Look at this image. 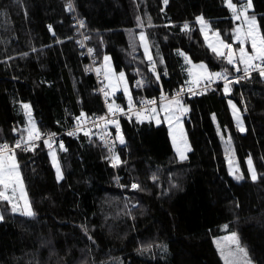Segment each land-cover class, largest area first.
Segmentation results:
<instances>
[{
	"label": "trees",
	"instance_id": "16d2710c",
	"mask_svg": "<svg viewBox=\"0 0 264 264\" xmlns=\"http://www.w3.org/2000/svg\"><path fill=\"white\" fill-rule=\"evenodd\" d=\"M72 1L98 61L107 57L116 73H125L134 97L187 83L182 54L214 72L236 73L226 56L208 47L197 21L202 17L238 49V22L224 0ZM66 2L0 0V144L25 141L17 132V104L31 105L39 138L63 131L82 114L103 113ZM241 2L233 0L237 7ZM248 15L264 36V0H251ZM135 70L143 92L133 88ZM227 84V93L219 84L182 99L190 144L185 160L177 159L166 124L127 118L120 121L124 143L116 170L92 134L53 145L60 179L44 141L16 149L34 215L13 213L0 200V264H223L213 237L227 233L237 235L251 261L264 264V77ZM116 99L127 103L122 93ZM225 136L242 179L229 171Z\"/></svg>",
	"mask_w": 264,
	"mask_h": 264
},
{
	"label": "rangeland",
	"instance_id": "374dc122",
	"mask_svg": "<svg viewBox=\"0 0 264 264\" xmlns=\"http://www.w3.org/2000/svg\"><path fill=\"white\" fill-rule=\"evenodd\" d=\"M224 2H225V0H224ZM225 4H226V2H225ZM250 9L251 8H249L248 11ZM230 11H231V14L233 16L232 9H230ZM249 17H251V16H249ZM203 21L205 22L206 26L202 25L201 22H199V21H198V26L200 28V31H201L204 39L207 36V39H205V42L208 45V47L211 44V45L216 46L220 52L225 53L226 51H228V49L224 48L223 45H221V43H220V40H222L221 36L219 35V38H218L214 34V33H218V32L212 31L209 24L204 19H203ZM236 21L238 22V25L236 26L235 30L237 28H240L241 33L246 32L247 31V25L244 24V17L242 16L240 20H236ZM256 24H257V22H256ZM202 27H203V31L201 30ZM257 27H258V24H257ZM258 34L261 35L260 31H259V27H258ZM143 36H144V39L142 40L141 35H140V42L142 44L144 54H145L147 59L152 60L151 59L150 44H149L148 40L146 39V36L144 34H143ZM234 36H235V31H234ZM233 40H234V43H237L235 41L234 37H233ZM244 46L246 48V51L251 52L250 42H247ZM239 47H240V44H239ZM232 48L236 49L233 46H232ZM182 55L184 57L183 58V60H184L183 66L186 69V74L188 77L186 82L188 84L198 83L199 80H201V81L205 80L203 77H206L208 75V73H216V72L210 70L205 64L193 63L188 58L187 55H184V54H182ZM236 56L237 57L239 56L238 52H236ZM226 59H227V57H226ZM201 64L206 66L205 70H202L199 68V65H201ZM101 65H102V68H103L105 75H106V82H107V87H108L110 96L113 97L114 99H116V95L118 93H122L124 98L129 102L132 99L133 95H132L130 84H129V81H128L126 74L124 73V76L120 77L119 73H116L113 70V67H112V64H111L109 58L104 59L101 62ZM240 65H242L243 69L245 68L244 64H239L240 70L242 68ZM155 66H156V64L152 60L151 68L155 67ZM152 71L154 73H156L153 69H152ZM212 78L214 79L216 77L213 76ZM226 85H227V90H225ZM226 85L224 86V91L227 93L228 89H229V85L228 84H226ZM179 100L181 102L180 105H177L174 102L175 100H173V101L172 100H165V101L161 102V105H159L158 107L157 106L153 107L156 109L155 112L150 110L148 113H138V114H135V118L137 119L138 122L153 121L156 125H159L161 123L166 124L168 129H169L171 141H172L177 159L185 160L187 158L188 152L190 150V144H189V141L187 138L186 128L184 125V117H186L188 108H187V106H185V104H183L182 99H179ZM24 104H28V103L16 105V111L22 117V125L18 128L17 132H19V135L21 136V138L24 139L26 142V141H29V132L31 131L33 136L35 137V135L38 133V130H37L36 122H35L33 114H32L31 105L28 104L29 108L25 109L23 107ZM228 104H229V107L231 109V113H232L233 117L235 118V120H238V113H237L236 107H233L234 103L229 101ZM222 141H223V147H224V152H225L226 160L228 163L229 171H230L231 175L236 178L238 176V173L240 172V169H239L238 161H237V158L235 155V149L233 146V142L230 139V137H228V136L222 137ZM49 148H50L49 154L51 156L52 164H53V166L56 170V173H57V167L60 169V165H59V161H58V158L56 155V150L53 146H49ZM180 153H183L185 158L182 159ZM13 159L16 162V164L18 165V162H17L15 156H13ZM251 166L252 165L250 163V168H251ZM60 176H61V169H60ZM18 177H19L18 180H16L13 184H9L7 189H3L2 186H0V190L5 191V194L9 195L11 202H8V201H6V202L10 205L11 210H12L13 206H15L17 208L16 212H13V211L12 212L17 213V214H21V211L26 209L28 206H30V208H31V203H30L29 197H28L27 192H26V188L24 185V181H23L19 166H18ZM116 183L118 184L117 181H116ZM121 187L123 188V185H121ZM13 189H14V191H13ZM131 189H134V188H131ZM122 190H124V188ZM128 209H130V207H128ZM31 210H32V208H31ZM0 216L3 217V214L1 211H0ZM3 219H4V217H3ZM3 219H0V221ZM233 234H235V233H227L224 235L213 237V243H214V245H215L222 261H223V264H255L253 261H251L249 259L247 253H246V256L243 253H238L237 243H236L238 241V237L236 234H235V236H233ZM238 243H239V241H238ZM239 246H240V248L244 249L240 244H239ZM244 251H245V249H244Z\"/></svg>",
	"mask_w": 264,
	"mask_h": 264
},
{
	"label": "built area",
	"instance_id": "2783aa9c",
	"mask_svg": "<svg viewBox=\"0 0 264 264\" xmlns=\"http://www.w3.org/2000/svg\"><path fill=\"white\" fill-rule=\"evenodd\" d=\"M69 3H71V10L68 7ZM65 11L72 15L74 19V25L77 27V29H75L77 35L76 41L82 53V56L86 60L85 70L87 74H90L94 77L96 85L95 93L100 97L103 107V113L101 115L94 114L90 116H79L63 131L52 132L44 138L32 139L30 143L21 141V148L32 147L35 142L40 140L44 142L47 141L48 143L46 144L49 146H53L55 144L61 145L64 142L65 138L78 139L82 135L92 134L96 137L101 147L106 151L109 165L116 170L121 161V158L117 153V148L122 145L120 143V139L123 138L120 128V121L122 119L127 118L136 120L135 114L148 113L151 109H153V107H158L159 105H161V102L165 100L173 101L176 99L186 98L194 99L206 93L209 89L213 88L216 85L227 84L229 83V81L235 82L236 77L245 76L243 69L239 72L236 71L233 76L226 75V80L211 78V81L208 83H206L205 80H199L198 83H186L174 89L161 86L157 96H147L144 94L135 97L133 96L129 102L123 104L122 102L111 97L109 94L105 72L102 68L101 63L97 59L95 48L90 44L89 37L86 34V20L78 16L72 0H68V2H66ZM153 70L158 74L156 66L153 67ZM165 73L166 72H163V75L167 76V73ZM256 74H259V69L253 70L249 68V75L245 76V78L241 80H249ZM135 75L136 77L133 88L136 90H143V88L145 87L143 78L140 76L138 71H135ZM189 89H191V91ZM177 93H179V96H177ZM110 121H115L116 123H111ZM4 144L7 143L4 142L0 145ZM15 144H7L9 148L5 150V156H8L9 152H15V150L18 149L14 147ZM116 181L118 182V184L116 183L117 186L122 189L121 177L117 176Z\"/></svg>",
	"mask_w": 264,
	"mask_h": 264
},
{
	"label": "snow or ice",
	"instance_id": "6c2138e0",
	"mask_svg": "<svg viewBox=\"0 0 264 264\" xmlns=\"http://www.w3.org/2000/svg\"><path fill=\"white\" fill-rule=\"evenodd\" d=\"M164 2L167 3V0H164ZM225 2L227 6L230 9H232L234 19L240 20L242 16L244 17V24L247 25V31L241 33L240 28H237L235 30L234 39L237 43L240 44V47L238 49H233L231 44H227L223 40H220V43L221 45H223L224 48L228 49L227 53L220 52L218 48L214 45L210 44L209 47L212 49V51L217 56H221V57L226 56L227 57L226 62L228 65H232L233 70L239 72L240 71L239 64H244L245 65V68H244L245 76L249 75V68H251L253 70L259 69V75L261 77H264V36L258 34V27L256 24L255 16H251V17L248 16V9L251 8V0H242L239 7H237V4L233 3V0H225ZM68 7L71 10V3H69ZM197 20L201 22L202 25L206 26L202 17H197ZM81 26H82V22H81ZM183 29L188 30L189 25L185 24L183 26ZM201 30L203 31V27ZM214 34L219 38V33H214ZM141 39L142 40L144 39L143 33H141ZM205 39H207V36L205 37ZM247 42H250L251 52L246 51V48L244 45ZM236 52L239 53L238 57L236 56ZM105 59H107V57ZM199 68L202 70H205L206 66L201 64L199 65ZM227 72H228V69H224V71L222 72L208 73V75L203 78L205 79L206 83L210 82L213 76L219 79L226 80ZM119 76L123 77L124 73L123 72L119 73ZM245 76L236 77L235 82L238 83L241 79H244ZM230 82L231 81H229V83ZM189 90L191 91V89ZM225 90H227V85L225 87ZM177 96H179V93H177ZM174 102L177 105H180L181 103L179 99H176ZM23 107L25 109H28L29 105L24 104ZM233 107L235 106L233 105ZM110 111H111V108H110ZM151 111L155 112L156 109L153 108L151 109ZM110 122L116 123L115 121H110ZM117 128H118V125H117ZM52 135H55V134H52ZM38 138H39L38 133L34 137L32 132L30 131L29 141H26L25 143H30L32 139H38ZM45 143H48V142L45 141ZM120 143L121 144L124 143L123 139H120ZM14 147L21 148V141L18 140ZM8 148L9 146L7 144L0 145V186H2L3 189H7L9 184H13L19 178L18 177V165L13 159L14 152H9L8 156L4 155L5 150ZM23 150L27 151L29 149L24 148ZM180 155L182 159L185 158L183 153H180ZM57 174H58L57 178L60 179L61 178L60 169L58 167H57ZM236 179L239 180V179H242V177L237 176ZM252 179L254 180L256 179L255 175L252 176ZM138 187L139 186L136 184L132 185V188L134 189ZM0 200L11 202L9 195H6L5 191L3 190H0ZM12 211L16 212L17 208L13 206ZM21 214L25 216H33L34 212H32L30 206H28L26 209L21 211ZM0 219H3V217L0 216ZM233 236H235V234H233ZM236 243H237L238 253H243L246 256V252L244 251V249L240 248L238 241Z\"/></svg>",
	"mask_w": 264,
	"mask_h": 264
},
{
	"label": "bare ground",
	"instance_id": "6f19581e",
	"mask_svg": "<svg viewBox=\"0 0 264 264\" xmlns=\"http://www.w3.org/2000/svg\"><path fill=\"white\" fill-rule=\"evenodd\" d=\"M134 81H135V80H134ZM143 90H144V88H143ZM143 90H140V91H142V92H143ZM143 94H144V95H146L145 93H142V94H139V95H143ZM139 95H137V96H139Z\"/></svg>",
	"mask_w": 264,
	"mask_h": 264
},
{
	"label": "crops",
	"instance_id": "0c3cea01",
	"mask_svg": "<svg viewBox=\"0 0 264 264\" xmlns=\"http://www.w3.org/2000/svg\"><path fill=\"white\" fill-rule=\"evenodd\" d=\"M130 100V99H129ZM128 102V101H127ZM153 122V121H152ZM154 123V122H153Z\"/></svg>",
	"mask_w": 264,
	"mask_h": 264
},
{
	"label": "water",
	"instance_id": "95a60500",
	"mask_svg": "<svg viewBox=\"0 0 264 264\" xmlns=\"http://www.w3.org/2000/svg\"><path fill=\"white\" fill-rule=\"evenodd\" d=\"M121 139H123V138H121ZM123 141H124V139H123Z\"/></svg>",
	"mask_w": 264,
	"mask_h": 264
}]
</instances>
